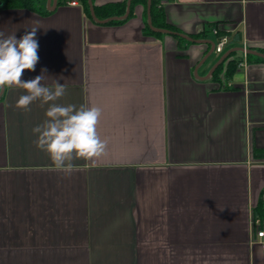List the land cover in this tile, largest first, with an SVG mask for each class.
Masks as SVG:
<instances>
[{
	"label": "crops",
	"instance_id": "0c3cea01",
	"mask_svg": "<svg viewBox=\"0 0 264 264\" xmlns=\"http://www.w3.org/2000/svg\"><path fill=\"white\" fill-rule=\"evenodd\" d=\"M70 1L49 14L0 5V32L19 39L40 27L38 63L21 79L47 69L46 83L67 89L56 103L99 107L106 153L56 170L32 132L48 105L18 109L26 91L5 87L0 264H264L253 242L264 199V156L255 154L264 149V60L241 64L237 50L211 73L230 49L264 53V0H162L179 32L230 36L209 56V43L145 33L142 4L110 24Z\"/></svg>",
	"mask_w": 264,
	"mask_h": 264
},
{
	"label": "clouds",
	"instance_id": "9594fccd",
	"mask_svg": "<svg viewBox=\"0 0 264 264\" xmlns=\"http://www.w3.org/2000/svg\"><path fill=\"white\" fill-rule=\"evenodd\" d=\"M38 28L30 27L19 39L15 33L5 37L0 32V89L15 87L26 91L16 101L18 109L30 111L29 106L36 101H40L41 107L48 105L46 119L32 129L37 136L34 143L49 154L56 170L70 172L74 159L94 160L105 155L107 142L97 131L102 112L99 107L56 103L67 89L55 79L49 86V77L44 75L47 69H41V75L34 79H21L25 70L35 71L38 63Z\"/></svg>",
	"mask_w": 264,
	"mask_h": 264
},
{
	"label": "trees",
	"instance_id": "16d2710c",
	"mask_svg": "<svg viewBox=\"0 0 264 264\" xmlns=\"http://www.w3.org/2000/svg\"><path fill=\"white\" fill-rule=\"evenodd\" d=\"M46 1L47 0H0L2 7H7V8L8 7L9 8L10 7H12V8L24 7V8H30V9L36 10V11L44 13V14H49L52 12V10H49L47 8ZM63 1H65V0H59L58 3H62ZM81 1L83 3V6L85 8L87 15L89 17H92L91 12H90V8H89V4H88V0H81ZM127 1L128 0H124L122 2H116V3H109V4H106L105 6H102L101 8L94 4L97 17L105 19L108 17L123 15L127 9ZM161 2H162V0H151V17H152V22H153L154 26L158 27V28H164V29H169L172 31H178L179 32V30H177V28H175L174 26H172L171 24L166 22L164 9H163V5L161 4ZM137 4H142L145 8V10H144V12H145L144 32L147 34H152V35L162 34L160 32H156V31L152 30L150 28V26L148 25V22H147L148 0H132L131 10H130L129 16L127 18L118 19V20H111L108 23L119 24V23L125 22L127 19H129V17H131L133 15L134 7ZM101 10L103 12H101ZM178 38L180 40H182V37L179 36ZM232 54H230V56H228L225 60L229 59L232 56ZM248 57H249V60H251L253 57H255V55L248 54ZM256 58L264 60V58H261L259 56ZM239 64H240V60L238 61L234 58L232 60H230L228 62V67H227V71H226L227 75L230 76V75L234 74V72L236 71ZM218 68L216 69V73L218 71ZM255 154L257 156H264V149L256 150ZM255 217L260 218L264 222V199L263 198L260 201V205L257 206L255 209Z\"/></svg>",
	"mask_w": 264,
	"mask_h": 264
},
{
	"label": "water",
	"instance_id": "95a60500",
	"mask_svg": "<svg viewBox=\"0 0 264 264\" xmlns=\"http://www.w3.org/2000/svg\"><path fill=\"white\" fill-rule=\"evenodd\" d=\"M131 3H132V0H128L127 1V9H126V12L121 15V16H113V17H110V18H106V19H99L97 17V14H96V11H95V7H94V2L93 0H88V4H89V8H90V12H91V16L92 18L97 21V22H109L111 20H118V19H125L129 16V13H130V10H131ZM58 4V0H47V8L49 10H53L55 9V7L57 6ZM0 5H1V2H0ZM147 22H148V25L150 26V28L156 32H161V33H168V34H175V35H178L180 37H183V38H186L190 41H195V42H206V43H209L211 44V49H210V52L208 54V56L215 50V42L214 41H210V40H201V39H195L193 38L192 36L188 35V34H185V33H182V32H178V31H172V30H169V29H164V28H158V27H155L153 22H152V17H151V0H148V18H147ZM244 51V48H234V49H230L228 50L222 57L221 59L217 62V64L212 68L211 70V73H213V71L221 64L223 63V61L228 57L230 56V54H232L233 52L235 51ZM247 53L248 54H253V55H257L261 58H264V53L263 52H260V51H256V50H253V49H247ZM206 56L204 58V60H206V58L208 57ZM203 60V61H204ZM5 91V88L3 89H0V98L2 96V94L4 93Z\"/></svg>",
	"mask_w": 264,
	"mask_h": 264
},
{
	"label": "built area",
	"instance_id": "2783aa9c",
	"mask_svg": "<svg viewBox=\"0 0 264 264\" xmlns=\"http://www.w3.org/2000/svg\"><path fill=\"white\" fill-rule=\"evenodd\" d=\"M164 2L165 1H162L161 4H163ZM70 4L77 5L78 1L71 0ZM213 32L218 35V41L215 44V51H217L218 53H222L230 41V36L226 33L220 32V30L217 27L213 28ZM243 48L244 51L241 52L243 61L241 62V64L246 63L248 58V53H247L248 48L246 44L244 45ZM253 226H254L253 242L260 244L261 248L264 250V222L260 218H255L253 221Z\"/></svg>",
	"mask_w": 264,
	"mask_h": 264
}]
</instances>
